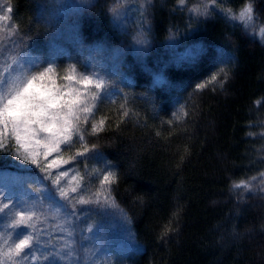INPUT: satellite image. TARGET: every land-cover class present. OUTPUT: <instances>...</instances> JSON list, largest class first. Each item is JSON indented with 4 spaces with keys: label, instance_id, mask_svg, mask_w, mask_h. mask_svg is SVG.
Returning <instances> with one entry per match:
<instances>
[{
    "label": "trees",
    "instance_id": "1",
    "mask_svg": "<svg viewBox=\"0 0 264 264\" xmlns=\"http://www.w3.org/2000/svg\"><path fill=\"white\" fill-rule=\"evenodd\" d=\"M0 1L12 9L14 52L54 61L58 80L75 65L114 85L111 102L95 111L103 130L92 134L91 120L80 126L95 152L65 164L84 177L85 195L109 188L118 205L100 214L92 206L75 221L84 230L99 220L112 235V264H264V43L222 11L238 14L247 0H218L207 16L188 11L202 0L183 9L177 0H152L146 45L136 43L140 11L125 29L111 11L141 0ZM253 6L258 32L264 0ZM78 149L77 142L65 159ZM17 161L0 153V170L28 174L35 187L36 169ZM105 165L116 181L101 188L97 170ZM242 180L253 190L232 187Z\"/></svg>",
    "mask_w": 264,
    "mask_h": 264
},
{
    "label": "snow or ice",
    "instance_id": "2",
    "mask_svg": "<svg viewBox=\"0 0 264 264\" xmlns=\"http://www.w3.org/2000/svg\"><path fill=\"white\" fill-rule=\"evenodd\" d=\"M151 3L152 0H141L139 4L140 15L144 18L136 38V43L140 45L147 44L145 37L148 29L145 25ZM177 3L183 9L186 0H177ZM253 5L254 0H247L238 14L230 8L222 11L226 20H239L245 30L251 28L264 43V25L259 26L256 32ZM213 6H219L218 0H202L188 11L196 16H207ZM119 7L117 5L111 9L117 19L120 18ZM11 11L9 7L7 12ZM8 19L7 14L0 15V22ZM42 19L41 16L37 22ZM3 32L4 28L0 27V33ZM3 40L4 37L0 36V43ZM56 76L54 61H28L26 53L19 50L11 54L7 71H0V153H6L22 164L32 165L43 174V179L38 178L35 187L31 180L25 182L26 187L22 185L25 187L24 198H18L6 187H0V264H79L80 249L74 235L75 221L92 206H95L98 214L105 213L108 208H118L110 196V189L105 188L116 181V174L107 165L105 169L97 170L103 175L100 185L105 191L96 190L90 195H85L84 177L79 173L65 184L61 178L67 177L68 172L53 171L76 157L95 152L96 145L88 147L85 130L80 125L88 124L91 120L92 134L103 130L105 121L101 119L95 122V111L99 103L110 101V97L115 95L112 90L114 85L99 70L78 72L75 65L68 66L62 79L79 87L62 88L56 84ZM216 80L217 75H213L209 82ZM205 86L200 84L197 87ZM128 115L129 112L124 110L123 116ZM77 142L82 150L78 149L73 156L65 159L64 153L71 152ZM53 154L54 158L49 160ZM91 159L98 160V154ZM260 175L264 177V173ZM44 180H50L52 188L44 185ZM252 180H256V177ZM260 183L264 184V180ZM232 187L252 191L254 186L251 181L242 180ZM259 191L264 192V187H259ZM53 222L61 234V240L55 243L49 235ZM94 230L93 225L87 228L89 233ZM89 253L94 255L92 250ZM102 264H112V261L107 259ZM116 264H119L118 260Z\"/></svg>",
    "mask_w": 264,
    "mask_h": 264
},
{
    "label": "rangeland",
    "instance_id": "3",
    "mask_svg": "<svg viewBox=\"0 0 264 264\" xmlns=\"http://www.w3.org/2000/svg\"><path fill=\"white\" fill-rule=\"evenodd\" d=\"M8 8L9 7L4 2L0 1V9H3V11L0 12V15L7 14L8 16H10V13L7 12ZM138 11H139V7L137 6V4L130 5L118 11L120 13V18L117 19L114 16V18L116 19L115 22L122 29L128 28L131 26V22L137 21ZM9 25H11L9 19L6 21L0 22V27L4 28V32L0 33V36L4 37L3 42L0 43V71H7V65L11 63V54H13L14 53L13 50H15L14 48L15 45L13 44V41L11 40L13 35L11 36L8 35L9 33H13L12 26L9 27ZM26 59L28 61L37 60L30 53H26ZM55 80H56V84L61 86L62 88H67L69 86L79 87L78 85H70V83L64 79L58 80L55 77ZM54 156L55 154H53V157H49V160L53 159ZM17 165L20 167L30 166V168L36 169V172L38 175L37 181L39 182V179H43V174L40 173L39 170L35 168L34 166L22 164L19 160L17 161ZM62 168H64V170H61ZM53 171L54 173L63 172V171L68 172L67 177L61 178L62 183H65V184H68V182L72 180V177L76 176V174L71 169L65 168V164L63 166H60L54 169ZM29 180H31V178L29 177L28 174L19 173L16 171L0 170V187H6L8 191L15 193L18 198L20 197L18 190L20 191L21 185ZM45 181H47L50 185V187L49 186L47 187L52 188L51 181L44 180L43 183H45ZM53 194H55L54 189H53ZM56 198L59 199L58 196ZM98 221L91 220V222H88L86 224V226L84 227L85 228L84 230L82 228L78 230L77 229L78 225L75 224V234L74 235H75V240L77 242V246L80 249L79 264H92L93 261H94V264H102L104 260H107L109 258L110 255L108 254H111L113 250H114V253L116 251L115 247H117V245H114L112 247L113 244L111 243L112 241L110 240V238H112V235L105 236L104 231H102L101 226ZM89 225L94 226L95 230L93 233L87 232V228ZM21 231H23V229H21ZM49 235L53 243L59 242L61 240V234L58 232V230H56L54 222L50 228ZM122 240H126V241H123V242L118 241V244L119 242L120 243L128 242L129 237L126 232H124V236ZM50 250H51V245H50ZM89 250H92L94 255H90Z\"/></svg>",
    "mask_w": 264,
    "mask_h": 264
}]
</instances>
